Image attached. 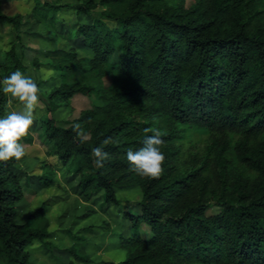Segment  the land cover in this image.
Returning <instances> with one entry per match:
<instances>
[{
  "label": "trees",
  "instance_id": "obj_1",
  "mask_svg": "<svg viewBox=\"0 0 264 264\" xmlns=\"http://www.w3.org/2000/svg\"><path fill=\"white\" fill-rule=\"evenodd\" d=\"M75 1L77 26L55 31L68 51L43 61L60 82L38 120L41 144L54 159L43 165L51 170L39 184L54 186L55 174L65 171L75 201L100 193L103 212L122 205L118 191L134 197L121 212L130 232L119 236L125 258L116 264H264V0ZM61 10L36 1L31 18L53 29ZM22 21L0 9V22L15 32L5 50L0 37V81L25 70L17 53ZM77 95L89 108L60 126L53 114ZM7 101L0 85V118ZM76 124L84 137L73 131ZM152 128L166 133L164 171L155 180L131 171L126 158ZM98 146L109 154L102 168L92 155ZM25 159L0 162V264H33L29 247H46L50 236L44 205L17 219L28 187L21 182ZM66 252L80 264L92 262L75 245Z\"/></svg>",
  "mask_w": 264,
  "mask_h": 264
},
{
  "label": "rangeland",
  "instance_id": "obj_2",
  "mask_svg": "<svg viewBox=\"0 0 264 264\" xmlns=\"http://www.w3.org/2000/svg\"><path fill=\"white\" fill-rule=\"evenodd\" d=\"M38 1L40 4L49 3L62 8L57 13L61 21L57 27L48 28L47 24H36L31 18L33 7ZM187 6L190 4L186 2ZM78 5L75 0H0V9L4 15L23 16L20 27V44L17 45V53L25 67L23 74L34 79L40 88V98L45 107L37 110L36 119L32 126V144L26 146V161L22 166L26 172L21 171V182L28 183L24 190V197L17 204L18 221L22 222L33 211L43 205L46 210L43 218L48 221L47 246L34 243L28 252L33 264H80L66 251L72 245L83 250V253L91 259L90 264L119 263L124 260L125 252L119 246V236L126 237L130 232L129 223L121 218V212L129 209L133 204L134 197L128 191H118L117 198L122 205L118 208L110 206L108 211H101V194H94L89 202L75 201V196L70 185L64 180V172L55 174V185L43 188L39 184L38 177L49 172L51 168H43L45 163L54 164L46 152L48 148L41 144V131L39 118L46 114L47 95L59 84L57 75L47 65H43L45 59L60 58L68 51L64 41L57 37L56 30L67 32L77 26L73 6ZM103 8L98 6L92 14V18L98 19ZM85 21V20H84ZM82 20V22H84ZM114 27L112 22H107ZM0 37L5 44L1 49L5 50L7 43H15L14 30L5 23L0 22ZM3 59V51L0 50V63ZM34 59L41 62V66H34ZM105 84L108 80H104ZM5 116L11 111H21L22 106L7 96ZM91 100L94 105H100V100L93 95ZM89 100L80 95L75 96L68 107H63L53 114V118L62 127H68L70 122L79 116L82 110L89 108ZM4 116V117H5ZM203 138L196 136L195 144L199 153H202ZM186 145H184L185 147ZM21 168V169H22ZM28 169V170H26ZM130 193V192H129ZM42 219V218H41ZM41 219L32 223L37 227ZM141 236H150L145 225L141 226ZM82 239V240H78ZM79 241V242H77ZM77 242V243H76Z\"/></svg>",
  "mask_w": 264,
  "mask_h": 264
},
{
  "label": "clouds",
  "instance_id": "obj_3",
  "mask_svg": "<svg viewBox=\"0 0 264 264\" xmlns=\"http://www.w3.org/2000/svg\"><path fill=\"white\" fill-rule=\"evenodd\" d=\"M2 92L10 96L13 101L22 106L21 111H11L5 117L0 118V162H20L26 156V146L22 142L32 135V126L36 119L35 113L43 109L45 105L40 98V88L30 76H26L20 70L0 81ZM73 131L78 137H84L86 133L79 124L74 125ZM150 132L143 143V147L136 151L129 149L126 154L131 171L138 176L147 179H159L163 175L165 156L161 151L166 134L159 128L147 129ZM111 138L104 144L112 143ZM94 164L97 168L104 167L109 154L103 147H95L92 150Z\"/></svg>",
  "mask_w": 264,
  "mask_h": 264
}]
</instances>
